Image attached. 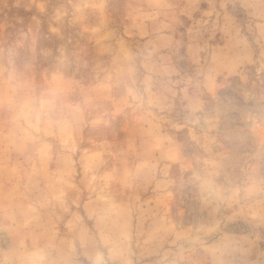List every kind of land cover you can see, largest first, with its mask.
Segmentation results:
<instances>
[{
    "label": "rangeland",
    "instance_id": "374dc122",
    "mask_svg": "<svg viewBox=\"0 0 264 264\" xmlns=\"http://www.w3.org/2000/svg\"><path fill=\"white\" fill-rule=\"evenodd\" d=\"M0 264H264V0H0Z\"/></svg>",
    "mask_w": 264,
    "mask_h": 264
}]
</instances>
